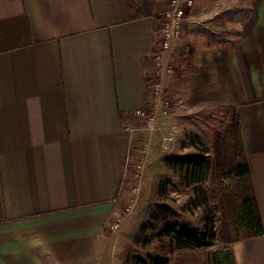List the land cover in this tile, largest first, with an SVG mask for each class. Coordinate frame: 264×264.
Here are the masks:
<instances>
[{
  "label": "crops",
  "instance_id": "0c3cea01",
  "mask_svg": "<svg viewBox=\"0 0 264 264\" xmlns=\"http://www.w3.org/2000/svg\"><path fill=\"white\" fill-rule=\"evenodd\" d=\"M168 1L0 0V264H127ZM237 1L249 14L228 39L192 46L183 94L237 107L264 224V0ZM219 242L169 264H264V234Z\"/></svg>",
  "mask_w": 264,
  "mask_h": 264
},
{
  "label": "rangeland",
  "instance_id": "374dc122",
  "mask_svg": "<svg viewBox=\"0 0 264 264\" xmlns=\"http://www.w3.org/2000/svg\"><path fill=\"white\" fill-rule=\"evenodd\" d=\"M197 3L200 7H196ZM169 4L170 2L166 3L159 17L170 7ZM250 10L249 6L237 0H194V7L184 22L179 38L172 43L170 53L173 59L170 58L168 61V58H165L164 64L170 67V71L156 72V78H152L153 82L159 84L158 123L156 130L153 131L154 139L149 141L148 137L140 141L136 158L132 163L134 174L131 178V186L136 188V192L133 212L125 217V225L128 228L132 227V222H135L136 232H138L156 203L168 204L180 211L188 222L198 227L202 226L201 208L195 209L189 202L190 197L193 196V188L184 187L177 173L166 166L164 159L173 155L199 154L202 145L209 149L211 157L214 156L215 131L223 125L220 106H189L183 94V86L186 85L187 78L183 77L196 63L195 57L191 54L192 46L228 39L236 31L238 18L248 15ZM151 88L154 87L151 86ZM195 134L199 137L195 138ZM167 177L172 178L176 187H173L169 194L162 198L158 195V185ZM204 186L211 188L210 181ZM222 219L223 215L219 213L216 221L218 234ZM151 234V231L142 233L141 243L133 244L128 257L146 258L148 254L160 255L163 242L159 239H152L148 245H143L144 239L149 238ZM136 263L133 260L130 264Z\"/></svg>",
  "mask_w": 264,
  "mask_h": 264
},
{
  "label": "trees",
  "instance_id": "16d2710c",
  "mask_svg": "<svg viewBox=\"0 0 264 264\" xmlns=\"http://www.w3.org/2000/svg\"><path fill=\"white\" fill-rule=\"evenodd\" d=\"M223 125L215 131L214 156L202 145L199 154L167 156L166 166L175 171L184 187L193 188L189 202L195 209L201 208L202 226L185 220L182 213L168 204L156 203L133 239L141 243L140 235L151 231L143 245L152 239L162 243L161 254L146 258H127L136 264H169L177 250L198 249L213 246L217 240L225 245L264 234V224L252 181L251 168L245 147L241 115L234 105H220ZM227 124V125H225ZM195 138L199 135L195 134ZM210 181V187L204 184ZM227 183H229L227 185ZM176 187L172 178L163 179L158 185L159 197L165 198ZM223 215L218 234L216 221Z\"/></svg>",
  "mask_w": 264,
  "mask_h": 264
},
{
  "label": "built area",
  "instance_id": "2783aa9c",
  "mask_svg": "<svg viewBox=\"0 0 264 264\" xmlns=\"http://www.w3.org/2000/svg\"><path fill=\"white\" fill-rule=\"evenodd\" d=\"M168 2H170V7L164 11L161 17H159L161 25V38L159 50L156 54V72L160 71L162 73H167L168 71H170V67L168 65L167 67L164 64L165 58H168L169 61L170 58L173 57V55L170 53L172 43L173 41H175V39L179 38V35L183 30L184 22L187 20L188 14L194 7V0H169ZM154 82L152 83V86L154 87L152 88L153 90H151L152 96H155L158 100L157 94L159 93V84H157V82ZM138 113L143 114L140 111H138ZM151 123H153V118L151 119ZM134 204L135 200L130 203L127 210L132 211L134 208ZM120 226L121 222L116 221L110 226V230L117 231Z\"/></svg>",
  "mask_w": 264,
  "mask_h": 264
}]
</instances>
